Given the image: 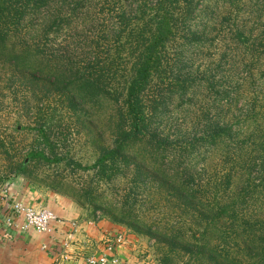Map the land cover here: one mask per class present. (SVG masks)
Masks as SVG:
<instances>
[{
    "label": "trees",
    "instance_id": "1",
    "mask_svg": "<svg viewBox=\"0 0 264 264\" xmlns=\"http://www.w3.org/2000/svg\"><path fill=\"white\" fill-rule=\"evenodd\" d=\"M127 1L105 0L88 21L94 0H0V61L33 81L56 71L57 81L41 87L44 96L52 84L71 107L88 97L112 100L114 109L113 145L94 165L32 150L16 174L26 172L27 161L96 169L97 182L74 197L115 211L114 222L154 240L159 264H264V0ZM214 12L219 29L210 38ZM100 18V35L83 46L90 50L86 61L72 54L53 59V37L79 20ZM178 35L186 47H174L170 57ZM16 41L26 42L17 49ZM193 43L208 45V52L191 51ZM172 98L184 108L183 120L170 124ZM38 131L49 143L45 128ZM112 190L122 194L115 207ZM155 196L148 213L170 219L139 221L146 215L141 204Z\"/></svg>",
    "mask_w": 264,
    "mask_h": 264
},
{
    "label": "rangeland",
    "instance_id": "2",
    "mask_svg": "<svg viewBox=\"0 0 264 264\" xmlns=\"http://www.w3.org/2000/svg\"><path fill=\"white\" fill-rule=\"evenodd\" d=\"M135 1L128 0L126 5L133 4ZM213 2L215 0H204V5L206 6ZM104 3L105 0H94L95 6L92 7L88 21L94 19L99 6ZM107 12L106 10L104 13ZM216 12L213 15L214 19L217 17ZM202 16L205 15H200L198 19ZM215 20L216 23L208 30L211 33H208L210 38L216 36V31L219 29L220 19ZM195 22L196 20L193 22V25ZM102 23L103 19L101 18L97 22L92 21V24L89 25H83L79 20L73 23L70 29L65 28L62 33L53 37L51 43H48L50 52H53L52 56L54 55L53 59L55 60V57H59L55 61L60 62V59L63 61L61 55L72 54L76 62L86 61L90 55V50L84 49L83 46L87 47L88 44H91L94 36L100 35L99 28ZM21 36L23 37L24 33ZM179 38L178 35V40L171 45L172 48L168 51L170 57H173L174 51H176H172L174 47L178 49L181 47V50L183 47H186L185 41ZM79 41L82 44L77 46ZM25 42L18 43L16 41L17 49L23 48L21 43ZM103 42L102 44L104 45ZM111 44H113L112 39ZM190 48H194L191 51L194 50L197 53L208 52V45H202L201 43H193ZM205 55H209V53ZM129 57H132V55L129 54L127 56L125 54V58ZM205 58L201 55L200 60L199 58H195V62L199 64ZM0 62V232L3 229L6 230L4 225L11 203L16 199L19 200L18 198L24 196L26 192H30L28 189L32 187L70 201L80 209L81 218L86 221H105L114 227H120L122 231L135 235L139 239L140 246L148 250V264H159L160 254L154 240L145 234H139L140 231H136L135 228L130 227L126 223L114 222V218H118L115 211L110 209L107 210L108 212L104 209L96 210L94 207L79 203V199L74 197V194H77L80 190L87 186H92V179L95 180V183L97 182L95 176L97 173L96 169L87 172L78 168L76 169L73 166H66L65 163L55 165L42 161H27L26 172L19 175L16 174L17 166L32 150L44 151L48 156L54 153L62 157H70L72 161L80 164L82 167L94 165L104 149L113 145L114 136L111 127V117L114 113L112 110L114 109L112 100L105 102L97 99L90 100L87 97V102L71 107L70 103L65 100L66 98H60V94L54 92L55 85L51 84L47 86V89L51 90V95L44 96L41 93L42 91L44 92L45 88L42 90L41 87L47 82L46 79L51 81V83L57 81L56 71L49 77L41 75L43 78L41 81L38 79L33 81L16 73L17 71L9 66L8 63ZM126 62L130 65L132 64L131 59ZM51 64L56 65L53 60ZM65 80L61 85L69 82L70 78L66 77ZM156 81L160 82L159 79ZM161 93L162 95L165 94L163 85ZM156 94H158V91ZM45 98L49 99L45 100ZM180 103V100L173 98L169 101L170 105L167 111L170 117L169 121L172 116L170 124L176 119L183 120L180 117L182 116L181 111L184 107ZM180 124H183V122H180ZM184 125L186 124L182 126ZM40 126H43L49 134V143L40 136L38 131ZM10 181L11 184L7 186V183ZM151 190L152 187L150 186L148 192ZM108 195L110 196L109 200H112L111 206L115 207L114 200L119 199L122 194L116 198L115 190H112V192H108ZM145 200L141 205L143 206L142 211L146 215H142L138 219L139 221H143L142 219L144 218H148L149 220L152 218V220L157 221L163 219V223H165L170 219L168 213L163 215V213L156 209L151 210L150 214L148 213L149 206L159 201L157 196L150 203H148V197ZM166 209L164 208L165 212H167ZM136 228L140 230L144 229L142 226ZM124 234L122 233L120 236ZM124 241L126 240L124 239Z\"/></svg>",
    "mask_w": 264,
    "mask_h": 264
},
{
    "label": "crops",
    "instance_id": "3",
    "mask_svg": "<svg viewBox=\"0 0 264 264\" xmlns=\"http://www.w3.org/2000/svg\"><path fill=\"white\" fill-rule=\"evenodd\" d=\"M28 191L18 199L53 211L60 222L53 224L50 234L3 229L0 264H88L89 257L105 254L107 245L122 233L126 241L117 248L114 257L124 263L148 264V250L140 246L135 235L105 221L82 219L80 209L63 197L32 187Z\"/></svg>",
    "mask_w": 264,
    "mask_h": 264
},
{
    "label": "built area",
    "instance_id": "4",
    "mask_svg": "<svg viewBox=\"0 0 264 264\" xmlns=\"http://www.w3.org/2000/svg\"><path fill=\"white\" fill-rule=\"evenodd\" d=\"M6 218L4 225L6 230L20 229L21 232L35 231L48 234L52 233L53 224L60 222L53 211L44 207L26 204L24 201L17 199L11 203ZM123 241V236L117 237L107 245L105 254L89 257L88 264H129L120 262L113 255L117 248L123 244Z\"/></svg>",
    "mask_w": 264,
    "mask_h": 264
}]
</instances>
